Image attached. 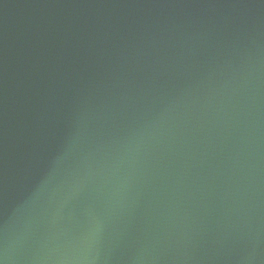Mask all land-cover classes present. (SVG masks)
<instances>
[{
  "label": "water",
  "instance_id": "water-1",
  "mask_svg": "<svg viewBox=\"0 0 264 264\" xmlns=\"http://www.w3.org/2000/svg\"><path fill=\"white\" fill-rule=\"evenodd\" d=\"M0 264H264V0H0Z\"/></svg>",
  "mask_w": 264,
  "mask_h": 264
}]
</instances>
